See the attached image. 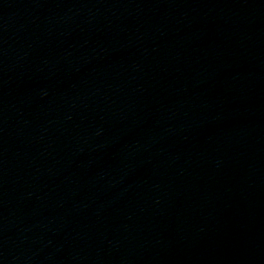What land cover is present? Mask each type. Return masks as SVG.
I'll use <instances>...</instances> for the list:
<instances>
[{"label": "water", "instance_id": "95a60500", "mask_svg": "<svg viewBox=\"0 0 264 264\" xmlns=\"http://www.w3.org/2000/svg\"><path fill=\"white\" fill-rule=\"evenodd\" d=\"M0 264H264V0H0Z\"/></svg>", "mask_w": 264, "mask_h": 264}]
</instances>
